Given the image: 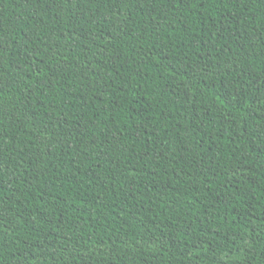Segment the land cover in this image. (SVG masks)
<instances>
[{
	"label": "trees",
	"instance_id": "obj_1",
	"mask_svg": "<svg viewBox=\"0 0 264 264\" xmlns=\"http://www.w3.org/2000/svg\"><path fill=\"white\" fill-rule=\"evenodd\" d=\"M0 264H264V0H0Z\"/></svg>",
	"mask_w": 264,
	"mask_h": 264
}]
</instances>
